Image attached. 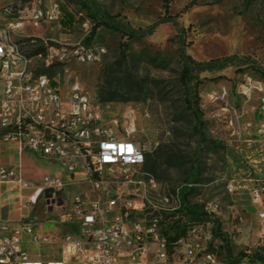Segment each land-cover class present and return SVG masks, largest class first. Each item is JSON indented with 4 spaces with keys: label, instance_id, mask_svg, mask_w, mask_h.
Returning a JSON list of instances; mask_svg holds the SVG:
<instances>
[{
    "label": "rangeland",
    "instance_id": "374dc122",
    "mask_svg": "<svg viewBox=\"0 0 264 264\" xmlns=\"http://www.w3.org/2000/svg\"><path fill=\"white\" fill-rule=\"evenodd\" d=\"M63 17L59 31L54 26L40 25L26 28L20 40L24 54L31 60L32 71L48 66V47L57 42L104 45L107 49L102 61L91 65L77 63L60 64L47 75L57 80L67 92L72 83L78 82L99 99L100 90L120 89L124 83L127 57L132 61L139 77L149 85L145 99L131 102H112L113 112L130 107L138 114V138L146 148L147 156L158 160L154 176L155 185H149L144 199L148 218L164 225L181 223L201 230L200 236L207 253L217 261L236 263L245 251L263 249L258 239V223L246 193L230 195L228 184L244 179H264V137L258 134L260 100L238 94L239 86L252 77L264 81L256 68H264V0H95L103 11L134 29H148L165 15V3L169 14L175 17L183 29L186 53L198 62L234 58L235 63L216 73H202L199 87L200 107L206 122L209 139L217 140L220 147L211 143L199 144V137L192 131L193 119L183 105V94L178 84L180 71L177 31L172 23L161 24L154 35L140 41L128 42L121 34L107 28H99L92 36L93 19L78 0H63ZM71 20L72 23H71ZM91 37L90 43L87 39ZM129 46L125 48L124 44ZM44 47L45 51L35 54ZM161 56H158L157 54ZM1 92V84H0ZM193 166L200 169L199 182L188 201L191 206L204 207L217 204L216 214L191 216L181 211L179 191ZM23 174L34 188L26 195L34 196L31 212L39 221L38 229L57 240L72 232L58 221L65 209L49 211L39 191L42 179L53 170L25 157ZM70 192L58 193L69 203ZM168 199V201H167ZM245 214V224H239L235 210ZM214 219L222 225L229 237V248L220 240H213ZM211 232V238L209 236ZM60 244L49 247L32 245L30 251L42 257L58 251ZM56 256V255H54Z\"/></svg>",
    "mask_w": 264,
    "mask_h": 264
},
{
    "label": "built area",
    "instance_id": "2783aa9c",
    "mask_svg": "<svg viewBox=\"0 0 264 264\" xmlns=\"http://www.w3.org/2000/svg\"><path fill=\"white\" fill-rule=\"evenodd\" d=\"M64 4L0 0V136L57 170L43 177L40 189L49 211L65 209L58 221L72 231L57 241L37 231L36 216L0 222V264H229L207 253L202 228L187 226L185 236L169 242L166 225L148 218L144 199L155 180L145 169L147 151L138 138L135 110L113 112L111 104L100 102L78 82L64 92L54 85L59 81L32 71L20 40L29 26L64 29ZM57 44L48 47V66L96 64L107 52L102 44ZM238 94L247 99L258 96L262 115L258 133L264 136V81L249 77ZM0 180L29 187L20 166L0 168ZM71 190L66 204L58 193ZM227 191L248 195L264 246V179L233 180ZM218 209L209 203L204 212L212 216ZM234 214L239 224H245L242 211ZM55 242L60 244L56 256L43 258L39 251L33 257L25 248L26 243L43 248Z\"/></svg>",
    "mask_w": 264,
    "mask_h": 264
},
{
    "label": "trees",
    "instance_id": "16d2710c",
    "mask_svg": "<svg viewBox=\"0 0 264 264\" xmlns=\"http://www.w3.org/2000/svg\"><path fill=\"white\" fill-rule=\"evenodd\" d=\"M82 3L86 10L89 12V15L93 19V32L92 36L97 32L101 27L107 28L111 31L121 34L128 42L130 41H140L146 37L154 35L157 27L161 24L172 23L177 31L178 43H179V58H180V71L178 73V84L182 90L183 94V105L186 108V111L193 119L192 131L194 135L199 137V144H205L207 142L211 143L215 147H220L221 143L217 140H211L208 138L205 126L206 122L204 120V113L200 107V93L199 87L202 83L200 75L202 73H216L222 71L230 66H232L235 61L234 58H226L222 60H211L209 62H198L190 55L186 53L185 41L182 38L183 29L179 26L175 17L170 16L169 14V4L165 3L164 10L165 15L158 22L150 26L148 29H134L129 23L120 21L117 17L111 16L101 9L97 5L95 0H78ZM166 1V0H165ZM73 20H71L72 23ZM91 37L87 39V43H90ZM125 48L128 45L124 44ZM45 51L44 47H39L35 50V54H41ZM158 56H161L159 53ZM132 61L127 57L124 70V83L121 85L120 89L114 90L112 88H107L100 90L99 100L102 103H112V102H131L139 101L145 99L149 92V85L142 80L138 73L134 71V68L131 67ZM55 66L61 67L60 64L52 65L51 68L36 71L37 75H49L54 74L53 68ZM257 72L260 73L264 78V68H256ZM158 159L153 158L152 156H147L146 171L151 175L155 176L158 168ZM200 169L198 166H193L189 176L186 179V184L179 191L180 201H181V211L195 216L198 213L201 215H207L204 212V209L201 207L191 206L188 199L191 194L194 192V185L199 182L200 179ZM148 213V211H147ZM187 231V226L182 225L180 222L176 224L166 225L165 236L172 242L177 238L185 236ZM213 240H220L227 249L229 248V237L226 233L222 231V225L217 220L214 219L213 229H212ZM248 260V264H264V250H258L253 252L251 256L243 253L238 261ZM227 262L226 260H224ZM233 264V263H229Z\"/></svg>",
    "mask_w": 264,
    "mask_h": 264
},
{
    "label": "crops",
    "instance_id": "0c3cea01",
    "mask_svg": "<svg viewBox=\"0 0 264 264\" xmlns=\"http://www.w3.org/2000/svg\"><path fill=\"white\" fill-rule=\"evenodd\" d=\"M259 118L261 121L262 115L260 113V110ZM25 157L33 159L34 161H37L42 165L51 168L53 170V173L57 172L54 167L48 165L45 161L41 160L37 156L28 152H20L16 145L4 142L2 137L0 136V168L20 166L22 170L25 163ZM22 175L23 178L26 180V177L23 174V170ZM28 184L29 187L23 188L17 183L4 182L0 180V222L17 223L25 217L34 216V214L31 212L30 207L34 200V196L26 195V191L34 187L31 186L29 182ZM39 191H41L40 188ZM38 227L39 226H37L38 232L42 234H48L44 233L41 230V227L39 229ZM30 247H32V245H30L29 243L25 244V248L31 254V256H36L35 253L30 251ZM54 253L52 254L54 255Z\"/></svg>",
    "mask_w": 264,
    "mask_h": 264
}]
</instances>
